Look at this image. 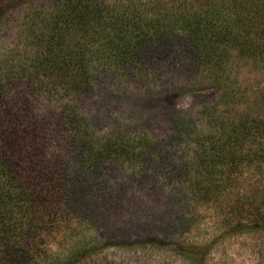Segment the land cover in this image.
Masks as SVG:
<instances>
[{"label":"rangeland","instance_id":"374dc122","mask_svg":"<svg viewBox=\"0 0 264 264\" xmlns=\"http://www.w3.org/2000/svg\"><path fill=\"white\" fill-rule=\"evenodd\" d=\"M28 31L56 54L35 45L22 68ZM0 59V130L36 132L72 173L51 203L66 222L47 220L26 264H264V0H0ZM74 136L135 149L102 156L101 188L76 173Z\"/></svg>","mask_w":264,"mask_h":264},{"label":"trees","instance_id":"16d2710c","mask_svg":"<svg viewBox=\"0 0 264 264\" xmlns=\"http://www.w3.org/2000/svg\"><path fill=\"white\" fill-rule=\"evenodd\" d=\"M92 8H88L86 12V15H90V18L92 14H97L98 7ZM61 10L63 12V8ZM58 17L67 20L65 15H58ZM57 22H59L58 18L55 17L54 24H57ZM38 39L40 40L39 36ZM38 39L32 34V31H28L27 41L23 46L14 49L17 53L23 55L22 58H27L26 60L31 58L30 62L24 61V67H20L26 68V64L28 67L40 58L28 55V51L32 50L35 45H38L40 49L36 53L39 52L42 55L41 57H45V59L51 60L56 54L49 40L41 39L39 41ZM101 39L96 40L98 46L102 45L100 44L102 43ZM132 59L139 62V58L135 54ZM60 60L61 62L64 61L65 57L62 55L60 58L59 56L57 62L60 63ZM3 63L0 59V96L6 91L8 84L7 77L3 76L8 75L2 70ZM71 107L70 104L66 103L61 109L59 119L56 122L61 121L59 124L71 126L77 117V113ZM5 114L10 115L7 112ZM25 136H27V133H24L18 127L8 128L6 126L5 129L0 130V229H3V233H0V245L1 252L7 261L6 264H26L31 250L29 243L35 242L36 238L40 236L39 234L36 237V234L43 229V225L50 223L47 221L49 218L52 219L51 223L53 221L57 225L66 222L63 214L52 210L51 203L55 199H64V194L60 190L66 186V183L62 181L72 173L61 168L57 169L56 166L52 167L54 164L60 163L62 156H53L52 159L50 151L40 145L42 139H37L39 135L36 132L30 141H26ZM64 144L67 147V154L71 152V154H68L70 155L69 158H73L75 162L76 158H79L77 164H72L77 167H74L76 173L82 176L81 171L84 170L85 177H82L87 182L92 181L94 185L101 188L104 183L102 175L105 173L107 163L102 159V156L108 155L116 149L126 151H134L135 149L134 144L132 145L129 140L114 136L100 139V141L97 139L96 145L91 148L87 139H82L81 136L70 137L65 140ZM85 150L87 152H84ZM39 166L41 167L40 170ZM53 170H55V178L52 182L54 189H50L51 185H48L46 178L45 181L42 178L51 176ZM40 172L44 173L41 178L39 177ZM78 174L76 176L80 178ZM14 214L20 220V226H27L26 228L22 227L20 234L17 236L19 241L16 243L12 242L11 236L15 232V228L11 224ZM44 216H46L45 219H43ZM94 247L91 245L84 250H78L77 254L71 256L72 259L68 262H73L75 259H79L82 254L93 251Z\"/></svg>","mask_w":264,"mask_h":264}]
</instances>
